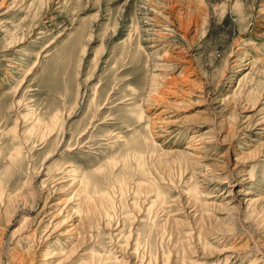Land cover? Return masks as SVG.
<instances>
[{
	"label": "rangeland",
	"instance_id": "374dc122",
	"mask_svg": "<svg viewBox=\"0 0 264 264\" xmlns=\"http://www.w3.org/2000/svg\"><path fill=\"white\" fill-rule=\"evenodd\" d=\"M0 264H264V0H0Z\"/></svg>",
	"mask_w": 264,
	"mask_h": 264
},
{
	"label": "bare ground",
	"instance_id": "6f19581e",
	"mask_svg": "<svg viewBox=\"0 0 264 264\" xmlns=\"http://www.w3.org/2000/svg\"><path fill=\"white\" fill-rule=\"evenodd\" d=\"M104 198H106V197H103V199H104ZM102 202H103V201H102ZM104 202H105V201H104ZM108 204H109V203H108ZM105 205H106V204H105ZM105 205H104V206H105ZM106 206H107V205H106ZM107 211H108V210L105 209L106 214H107ZM62 234H63V233H62ZM45 259H46V258H45ZM43 260H44V258H43Z\"/></svg>",
	"mask_w": 264,
	"mask_h": 264
}]
</instances>
